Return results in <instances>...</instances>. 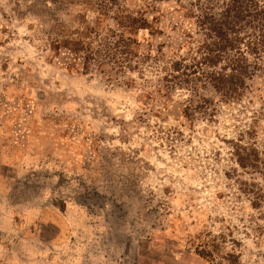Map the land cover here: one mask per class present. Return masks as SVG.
I'll list each match as a JSON object with an SVG mask.
<instances>
[{
    "label": "rangeland",
    "instance_id": "1",
    "mask_svg": "<svg viewBox=\"0 0 264 264\" xmlns=\"http://www.w3.org/2000/svg\"><path fill=\"white\" fill-rule=\"evenodd\" d=\"M124 1L154 3L159 36L176 32L175 0ZM83 16L0 0V264H264V176L232 148L255 145L264 165L258 79L210 121L147 116L138 92L50 61L57 25Z\"/></svg>",
    "mask_w": 264,
    "mask_h": 264
},
{
    "label": "trees",
    "instance_id": "2",
    "mask_svg": "<svg viewBox=\"0 0 264 264\" xmlns=\"http://www.w3.org/2000/svg\"><path fill=\"white\" fill-rule=\"evenodd\" d=\"M175 1L176 32L160 37L166 16L154 3L63 0L80 7L84 16L73 31L57 25L50 36L54 52L50 61L72 74L102 75L108 83L136 91L144 114L174 119L186 127L198 118H215L216 98L242 101L256 79L263 95L264 0ZM90 13L94 20H87ZM153 71L157 79L151 81L148 73ZM180 91L187 94L184 99L174 97ZM246 134L251 136L252 131ZM238 141L232 143L238 164L264 176L259 150ZM204 246L197 254L214 257V251Z\"/></svg>",
    "mask_w": 264,
    "mask_h": 264
}]
</instances>
